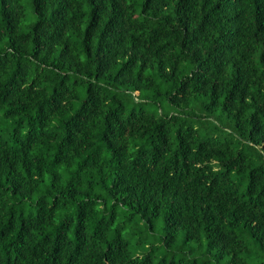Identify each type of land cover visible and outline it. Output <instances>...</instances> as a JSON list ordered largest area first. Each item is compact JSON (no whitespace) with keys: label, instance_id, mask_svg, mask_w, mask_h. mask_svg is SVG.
I'll use <instances>...</instances> for the list:
<instances>
[{"label":"trees","instance_id":"1","mask_svg":"<svg viewBox=\"0 0 264 264\" xmlns=\"http://www.w3.org/2000/svg\"><path fill=\"white\" fill-rule=\"evenodd\" d=\"M0 264H264V0H0Z\"/></svg>","mask_w":264,"mask_h":264},{"label":"rangeland","instance_id":"2","mask_svg":"<svg viewBox=\"0 0 264 264\" xmlns=\"http://www.w3.org/2000/svg\"><path fill=\"white\" fill-rule=\"evenodd\" d=\"M28 23L27 20H25V22L23 23V25H26ZM136 92L132 93L133 99H135L137 101V99L135 98L136 96ZM140 100L144 102V108H146L147 110L154 112V113H159L158 106H160V108L162 109V111L164 112V114H175V115H180V118L184 121H187L188 124H191L194 128H200V129H204L207 126H213V125H218L221 128H224L228 131L231 132V136H234L235 133L231 128V125L229 123V118L227 117L226 114H221V112L219 110H214L210 113H208L207 115H205L204 113H202L201 110H198V108H194L195 105L193 103L188 104L185 107H174L169 105L165 100L163 99H159L158 101H156V103H153L148 95V93H145V95L140 97ZM131 104L128 105V107H130ZM192 109V111H191ZM196 113V114H202V116H206L207 118V122L204 125H201L198 121L195 120V118L193 117L192 114ZM162 233L160 231V229L158 227L155 228V230L153 232H151L150 238L153 241V243H156V245L160 244L159 241L161 240L162 237ZM137 237L134 236L132 237L130 240L134 241ZM183 241V234H180L176 241L173 242L170 246V248L168 249L167 253L170 251L173 252H177L178 250V246L179 244H181V242ZM150 245V244H148ZM146 245V246H148ZM186 245V249L189 248L190 246L193 245V243H186L184 244V246ZM188 250V249H187ZM187 250L184 252V255H188L190 256V254L187 252ZM181 254V253H178ZM197 254L194 253L193 255Z\"/></svg>","mask_w":264,"mask_h":264}]
</instances>
